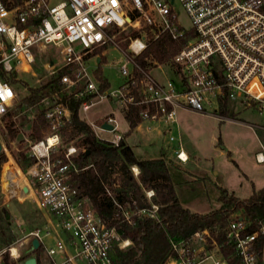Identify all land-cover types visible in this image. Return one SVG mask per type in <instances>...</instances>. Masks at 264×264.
Returning <instances> with one entry per match:
<instances>
[{
  "label": "built area",
  "instance_id": "2783aa9c",
  "mask_svg": "<svg viewBox=\"0 0 264 264\" xmlns=\"http://www.w3.org/2000/svg\"><path fill=\"white\" fill-rule=\"evenodd\" d=\"M176 0H0V66L5 72H22L32 68L33 49L48 45L57 47L63 55L66 71L60 75L63 89L80 99L79 113L102 101L141 106L139 116L147 128L159 122L176 121L178 109L213 114L219 119L217 107L226 99L264 108V0H177L190 20L185 29L178 21ZM132 32H136L132 35ZM124 34L125 48L116 35ZM167 33L180 47L170 59L174 77L159 80L153 67H161L145 57L143 66L137 61L147 45ZM113 44L124 55L119 65L122 81L114 88L101 89L88 70L93 52ZM58 69V70H59ZM15 91L0 78V116L13 105ZM47 122V131L39 140L28 143L27 156L32 162L23 170L33 183L36 204L56 219L66 239L59 238L46 247L47 255L67 253L54 264H114L116 248L129 244L115 225L109 224L93 207L90 199L73 183L79 171L74 162L78 147L62 144V130L69 127L71 111L56 98L40 100ZM212 107V108H211ZM103 122L111 130L101 128ZM95 129L113 132L111 138H97L117 145L121 134L117 122L107 115ZM170 140L173 139L171 135ZM176 157L184 162L180 149ZM264 162V145L254 155ZM14 163V162H13ZM135 175L138 169L132 166ZM153 190L147 191L148 197ZM117 205L115 217L129 224L134 216L156 217L157 205L139 207ZM223 235L222 245L230 246L240 264H264V220L256 224L241 210L229 214L224 227L215 229ZM49 234L34 229L25 235L38 238ZM28 241V242H29ZM169 255L164 264H227L219 244L209 230H197L187 239H171ZM12 247L10 252L12 254Z\"/></svg>",
  "mask_w": 264,
  "mask_h": 264
},
{
  "label": "trees",
  "instance_id": "16d2710c",
  "mask_svg": "<svg viewBox=\"0 0 264 264\" xmlns=\"http://www.w3.org/2000/svg\"><path fill=\"white\" fill-rule=\"evenodd\" d=\"M136 32H132L135 35ZM180 45L173 41L167 33L150 42L144 52L137 56V61L145 65V57L151 56L159 64L167 62ZM101 48L96 49L100 53ZM104 57L99 54L98 68L94 72L103 90L109 86L107 79L102 76L100 64ZM65 68L58 70L57 74L50 77L37 87H28L27 93L20 99L21 105H35L40 100L49 96L63 102L71 111L69 125V140L78 136L77 145L82 147L74 158L79 171L72 176L73 183L80 192L90 197L97 212L111 225H115L123 238H128L130 244L124 249L116 248L113 253L114 264H164L167 257L172 254L170 240L187 239L195 231L207 229L219 244L220 251L227 264H240L238 257L230 246L222 245L223 235L215 229L226 225L230 213L241 210L250 217L254 224L264 220V187L253 189L245 198H238L229 194L226 189L219 188L218 200L220 206L207 213L192 212L183 207L174 192L168 167L163 157L140 158L137 157L123 136L117 145L96 137L93 129L79 116L81 100L73 97L72 92L63 89L60 75ZM0 78L13 85L20 82L16 72H5L0 66ZM227 101L223 100L219 114L227 116ZM141 106L127 104L122 107L123 116L128 123V135L136 125L141 122L138 114ZM13 111L9 110L4 117L6 134L5 141H11L17 136V127L13 120ZM47 122L42 109H39L31 122L30 138L41 139L47 131ZM5 160V154L0 152V165ZM18 165L24 170L32 158L26 152L20 151L16 159ZM6 162H4L5 164ZM131 166L139 170L137 177L131 171ZM3 172V171H2ZM143 189H152L153 196L149 202ZM135 200L139 207L150 208L151 203L157 205L156 217L134 216L132 224L121 217H115L117 205H130ZM5 213H0V245L9 243L13 235L7 225ZM38 246L31 252L38 253ZM39 264L37 256L35 257ZM4 264H13L7 255L2 258Z\"/></svg>",
  "mask_w": 264,
  "mask_h": 264
},
{
  "label": "rangeland",
  "instance_id": "374dc122",
  "mask_svg": "<svg viewBox=\"0 0 264 264\" xmlns=\"http://www.w3.org/2000/svg\"><path fill=\"white\" fill-rule=\"evenodd\" d=\"M174 6L177 11L179 23L185 29H188L191 23L187 14L177 0L175 1ZM123 36L124 34L122 33L118 34L116 35V39L119 45L125 48L128 41ZM100 48V53L103 52V55L102 53H96L95 51L93 54H100L104 57V61L100 64L99 68L102 76L107 79L109 87L114 88L123 79L118 68L124 59V55L113 44H106ZM33 52L35 54V60L32 64V69L28 72L16 73V78L19 79L20 82H16L12 85L16 95L10 110L14 113L12 118L17 127V136L11 141H5V123L7 120L4 115L0 116L1 151L5 154L4 162H6L5 164L2 162L0 165V213H5L7 225L13 235V239L9 243L0 245V264L4 263L2 260L3 255H7L13 264H24V261L27 258L34 256V253L30 251L29 242L26 240L25 235L29 230L43 227L45 224V219L39 208H37L33 200L26 199V193H22L23 191L20 187L23 184V180L19 182L20 184L18 187H15L14 183L10 181L16 176L15 172L11 170V167L15 164L18 165L16 159L18 158L20 151L27 152L28 143L32 140L30 138L31 122L34 114L39 109H42L43 103L40 101L31 106L21 105L16 107V105L19 104L20 99L27 93L28 87H37L50 77L56 75L64 61L61 50L51 45L41 47L38 50L33 49ZM147 58L153 60L151 56H147ZM160 66L161 67L158 68L154 66L152 69L153 75L157 79L163 81L166 74L170 78L174 77L170 59L167 62L160 64ZM97 68V56L90 57L88 60V70L95 80L97 79L95 78L94 72ZM227 103L229 104V102ZM235 109L236 107L229 108V112H231L229 117L235 118V122L225 121L222 127V135L226 141L227 147L231 150L233 157L239 166L245 170L251 168L254 173H257V175H252V177H250L251 179L249 178V180H247L238 170L235 163L225 154L217 159L214 170H211L209 164L206 163L205 165L203 160H201L196 166L184 164L185 166L180 170L181 173L184 171L183 178L185 179L182 180V178L178 182L176 181V189L180 201L183 202L182 204L193 212L207 213L220 206V201L216 197L217 187H215V184L213 183L214 180L218 182L220 179V181L223 180L226 183L233 185L231 189L233 191L235 190L234 192L241 197L249 196L253 189L264 187V163H257L255 158L248 156L249 151L261 149L260 141L264 144L263 133L260 131L257 132V130L255 131V125L258 130H263L264 108L262 111H258L256 105H249L246 102H241L238 109ZM109 113L114 116L118 124L115 133L122 131L124 128V121L122 120L121 112L119 109H114L112 104L107 100L96 103L91 106L85 114L79 113V116L89 124L88 122L99 121V118L105 117L106 115H109ZM208 115L209 117L202 118L205 120V125L210 123V121H213V118H210L213 114ZM190 116L193 118H199V115L197 116L195 114H190ZM90 127L93 129V126L90 125ZM98 133L100 136L106 138H111L113 134V132L100 129H98ZM68 137L69 128L65 127L62 130V145L65 146L68 143H73L78 147L77 151H80L82 147L77 145L78 136H74L70 140ZM135 151L142 157L157 156L159 154L157 148L150 146H136ZM13 161L15 164L12 163ZM187 170L193 175H186L189 174ZM215 170L218 171L217 179L214 178L213 174ZM131 171L133 173L132 169ZM18 191H20V195L18 194ZM147 191L149 190L143 189L145 198L150 202L153 195L148 197ZM125 206L127 207V203H125ZM42 232L44 231L42 230ZM11 247L16 249L17 256L11 254ZM210 262L211 260L207 259L200 264H210Z\"/></svg>",
  "mask_w": 264,
  "mask_h": 264
},
{
  "label": "crops",
  "instance_id": "0c3cea01",
  "mask_svg": "<svg viewBox=\"0 0 264 264\" xmlns=\"http://www.w3.org/2000/svg\"><path fill=\"white\" fill-rule=\"evenodd\" d=\"M101 53L103 55V52H101ZM96 55H97V62H99V54H96ZM30 70H28V71H30ZM28 71H22V72H28ZM19 73H21V72H19ZM240 103L241 102H238V101H235V102L229 101V104L227 103V105H226L227 116L224 119H219V117L213 115L212 117H210V118H213L212 119L213 121H210V123H208L207 125H205V122H204L205 120L202 118L209 117L208 114H202V113L199 114V112H195V111H191V110H187V109H178L176 112V121L175 122L168 124L166 122L161 121V122H159V124L156 128H151V129L147 128L146 122H139L136 125V127L128 135H125L129 126H128V123L123 116L122 107L115 102H110V104H112L114 109H119L121 112V115L123 118L122 120L124 121V128L122 131H120L118 133H120L121 136H123V139L125 140V142L128 145H130L134 154L140 158L163 157L165 159V161L167 163V167H168L169 176H170L171 182L173 184L174 192L178 198V201L180 202V204L183 207H185V206L182 204L183 202L180 201L176 188H177V182L184 177V171L181 173V170H180L181 168L183 169V167L185 166L184 164L190 165V166L191 165L196 166L199 164V162L201 160H203L205 165H206V163L209 164L211 170H214L215 163L217 162V159L225 154L235 163L238 170L242 173V175L245 176V178L247 180H249V178L252 177V175H257V173L256 172L254 173L251 168H249V170H245L244 168L242 169L239 166V164L237 163V161L233 157L231 150L227 147L226 141L222 135V130H223L222 127H223L225 121L235 122V118L229 117V114H231V112H229V108L230 107L231 108L236 107L235 110H237L238 107L240 106ZM220 109H221V104H219L217 109H216L217 114H219ZM190 114H195L197 116L199 115V118H197V117L193 118L190 116ZM109 116L114 117L111 113H109ZM105 117H101L98 120L101 122V120ZM99 121L96 120V121H93V123L99 124L100 123ZM262 126H263V130H258V128H256V125H255V131L256 130H257V132L260 131L264 135V125H262ZM117 128H118V124H117ZM93 129H94L95 134L100 136V134L98 133V129H95V128H93ZM166 135H167V137H166ZM171 135L173 136L172 140L169 139V137ZM100 137H102V136H100ZM102 138H106V137H102ZM259 143H260V147L262 145H264L263 142H261V141ZM136 146H138V147L139 146H150L153 148H157V150H159V154L157 156L142 157L138 153H136V151H135ZM180 149L187 156V159L184 162L180 161L176 157V152ZM259 150L260 149H257V150L254 149L253 151L252 150L249 151L248 156L251 158L252 157L255 158L254 155ZM14 164H15V162H14ZM15 165L17 166L18 169H20V172L23 175V170L17 164H15ZM187 172L190 175L189 174H186V175L191 176L192 173L189 170H187ZM213 174H214V178L217 179L216 177L218 176V171L215 170ZM137 175L134 174L135 177H137ZM22 178L24 180L21 179L19 181V182H21L23 180L22 181L23 184L21 185L20 189H22V191H23L24 187L27 188V191L26 192L23 191L22 193H26V199H31L36 204L35 193L33 191L34 185H33L32 181L27 176H24V175ZM184 179L185 178H183L182 180H184ZM213 183L215 184V187H217L216 188L217 189V191H216V197L217 198L219 196V188L226 189L229 194H232L238 198H245V197H241L237 193H235L234 192L235 190L233 191L231 189V187H233V185L228 184L223 180L220 181V179H219L218 182L216 180H214ZM19 192L20 191H18V194L20 195L21 193H19ZM87 197L90 199L89 196H87ZM90 201H91V199H90ZM91 203H92V201H91ZM36 206H37V204H36ZM37 208H39V207L37 206ZM39 210L41 211V213L45 219V224L43 227L34 228V229H41L43 231L48 230L49 234H45V235L43 234L42 235V239H41L40 244H39L41 249L39 250V254L33 252L34 257L37 256L39 264H54L55 261H60L64 257L65 254L72 253V247L70 245H67L65 252H58L54 256H51V257L49 255H47L46 247L52 246L55 243V241L59 238L66 239V236L57 226L56 219L53 217V215H51V213L44 211V210H41V209H39ZM34 229H31V230H34ZM26 240H28L27 237H26ZM74 264H85V263L78 260Z\"/></svg>",
  "mask_w": 264,
  "mask_h": 264
},
{
  "label": "water",
  "instance_id": "95a60500",
  "mask_svg": "<svg viewBox=\"0 0 264 264\" xmlns=\"http://www.w3.org/2000/svg\"><path fill=\"white\" fill-rule=\"evenodd\" d=\"M101 128L106 129V130H111L112 129V125L109 124V123L103 122L101 124ZM1 150H2V145L0 143V151ZM23 191L26 192L27 188L24 187ZM28 244H29L30 251H33L34 249H36L39 246L40 242H39L38 238L33 237V238L30 239ZM1 264H4V263H1ZM24 264H37L36 258L34 256L29 257V258H27L24 261Z\"/></svg>",
  "mask_w": 264,
  "mask_h": 264
},
{
  "label": "bare ground",
  "instance_id": "6f19581e",
  "mask_svg": "<svg viewBox=\"0 0 264 264\" xmlns=\"http://www.w3.org/2000/svg\"><path fill=\"white\" fill-rule=\"evenodd\" d=\"M13 163V162H12ZM11 170H13V172H15V177L14 178H12L10 181H12L13 183H14V185H15V187H17L18 186V184H19V181L21 180V179H23L22 177H23V175L21 174V172H20V169H18L17 168V166L16 165H14V166H12L11 167ZM24 180V179H23ZM25 182V181H24ZM26 185V184H25ZM12 255H16L17 254V251H16V249L14 248V247H12ZM17 256V255H16Z\"/></svg>",
  "mask_w": 264,
  "mask_h": 264
}]
</instances>
